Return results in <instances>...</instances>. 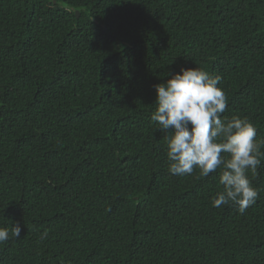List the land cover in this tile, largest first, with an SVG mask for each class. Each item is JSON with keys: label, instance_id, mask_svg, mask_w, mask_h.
Returning <instances> with one entry per match:
<instances>
[{"label": "trees", "instance_id": "obj_1", "mask_svg": "<svg viewBox=\"0 0 264 264\" xmlns=\"http://www.w3.org/2000/svg\"><path fill=\"white\" fill-rule=\"evenodd\" d=\"M195 67L264 139V0H0V264H264V162L243 215L168 172L154 86Z\"/></svg>", "mask_w": 264, "mask_h": 264}, {"label": "clouds", "instance_id": "obj_2", "mask_svg": "<svg viewBox=\"0 0 264 264\" xmlns=\"http://www.w3.org/2000/svg\"><path fill=\"white\" fill-rule=\"evenodd\" d=\"M221 79L198 67L181 68L154 86L157 107L151 120L166 134L168 172L182 177L199 169L208 177L220 170L222 190L212 206L234 204L243 215L259 197L249 173L255 178L264 162V139H257V128L246 117L222 116L228 99L218 86ZM21 231L19 223L0 226V245L20 239Z\"/></svg>", "mask_w": 264, "mask_h": 264}, {"label": "water", "instance_id": "obj_3", "mask_svg": "<svg viewBox=\"0 0 264 264\" xmlns=\"http://www.w3.org/2000/svg\"><path fill=\"white\" fill-rule=\"evenodd\" d=\"M77 15H79V12H77Z\"/></svg>", "mask_w": 264, "mask_h": 264}]
</instances>
